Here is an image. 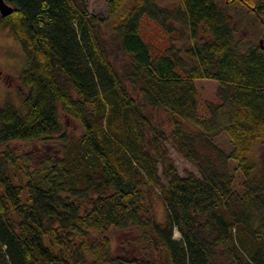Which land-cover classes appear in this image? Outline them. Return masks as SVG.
I'll use <instances>...</instances> for the list:
<instances>
[{"label":"trees","instance_id":"obj_1","mask_svg":"<svg viewBox=\"0 0 264 264\" xmlns=\"http://www.w3.org/2000/svg\"><path fill=\"white\" fill-rule=\"evenodd\" d=\"M5 1L0 27L23 65L18 97L0 100V264H264V43L236 36L229 10L250 8L259 35L264 0H107L105 14L84 0ZM199 78L217 80L203 114ZM53 137L57 152L35 166L12 144ZM168 143L196 172H179ZM110 228L142 252L111 254Z\"/></svg>","mask_w":264,"mask_h":264},{"label":"rangeland","instance_id":"obj_2","mask_svg":"<svg viewBox=\"0 0 264 264\" xmlns=\"http://www.w3.org/2000/svg\"><path fill=\"white\" fill-rule=\"evenodd\" d=\"M227 0H218L220 4H225ZM87 9L93 13H102L106 12V3L107 0H84ZM161 5L171 6L175 4L174 0H158ZM230 12L233 14L234 20L237 25L236 36L245 35L252 39L262 41L264 43V27L261 31V34L257 35V24L256 17L252 14V10L249 8L242 7L240 4L234 2L229 7ZM255 22V23H254ZM148 29L155 30L154 24L148 22ZM258 36V38H257ZM105 42L108 45L109 50L114 51V40L109 35H104ZM179 44V41L175 42ZM111 51V52H112ZM118 64L120 54L112 52L110 54L111 59L115 58ZM23 65V54L19 42L13 36V34L5 27H0V100L6 97L17 98L21 90L19 73ZM195 84L199 92V111L201 114L205 112L204 110V101L206 100H215V90L217 86V80L210 78H199L195 79ZM132 95L137 99H140L136 92L129 88ZM151 115V121L154 125L168 131L170 124L168 121L167 114L161 109L146 107ZM59 118L63 130L70 136H78L81 133V127L77 120L64 113L59 109ZM56 137L51 139H39V140H28V141H19L12 142L15 147H24L27 149V152L31 156V165L35 166L37 160L43 157L49 152H57L58 143L55 141ZM168 152L169 155L174 160V163L180 173H183L185 170H192L196 172V168L184 157L175 151V149L168 143ZM234 160L231 159V165L234 164ZM263 165V164H262ZM242 179L243 175L240 170L234 171V181L233 188L240 191L242 189ZM150 204L156 215V217L162 220L166 216L167 206L163 199L160 197L158 192H154L150 195ZM109 239L110 243V252L113 255H139L142 251L140 245L135 240L132 232L116 230L110 228L105 233ZM173 235L179 237V233L174 229ZM96 240V238H95ZM87 258H90L89 254H86Z\"/></svg>","mask_w":264,"mask_h":264},{"label":"water","instance_id":"obj_3","mask_svg":"<svg viewBox=\"0 0 264 264\" xmlns=\"http://www.w3.org/2000/svg\"><path fill=\"white\" fill-rule=\"evenodd\" d=\"M12 11V6L5 0H0V14L6 15Z\"/></svg>","mask_w":264,"mask_h":264}]
</instances>
